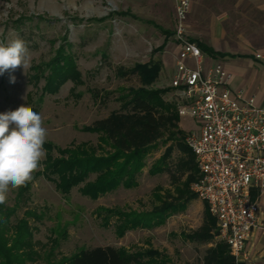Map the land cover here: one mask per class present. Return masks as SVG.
<instances>
[{
  "label": "rangeland",
  "instance_id": "374dc122",
  "mask_svg": "<svg viewBox=\"0 0 264 264\" xmlns=\"http://www.w3.org/2000/svg\"><path fill=\"white\" fill-rule=\"evenodd\" d=\"M175 3L176 0H0V40L7 43L18 36L31 54L25 71L21 66L0 75V113L21 105L31 106L43 118L48 131L46 142L58 148L86 142L96 148V154L105 153L107 146L100 144V134L85 128L120 109L121 97L129 89L156 90L170 85L178 51L174 38ZM187 23L186 17L190 36ZM60 53L71 60V72H75L72 78L48 87L51 62ZM153 61H159L161 69L148 84L141 83L135 74H119L118 69L130 70ZM160 97L171 111L177 112L178 97L173 90ZM177 117L181 130L178 139L165 144L164 137L157 139L156 147L146 154L144 165L135 174L133 187L119 186L91 197L80 192L84 184L81 182L62 191L54 181L38 173L43 168L42 160L40 170L34 173L19 200L18 189L10 188L5 203H19L10 221L25 218L30 231L31 244L23 249L31 254L24 264H66L80 248L97 245L147 250L166 256L174 264H202L207 247L216 244L217 223L210 228L208 242L193 238L205 224L207 213L204 201L193 189L199 170L196 165V178L185 184L189 171L180 172L177 164L180 158L187 157L179 149V142L189 151L185 137L197 130V122L189 116ZM51 153L58 152L53 148ZM162 157L164 167L155 170ZM94 177L92 173L87 180ZM165 205L170 208L161 224L121 233L119 215L106 211H149Z\"/></svg>",
  "mask_w": 264,
  "mask_h": 264
},
{
  "label": "trees",
  "instance_id": "16d2710c",
  "mask_svg": "<svg viewBox=\"0 0 264 264\" xmlns=\"http://www.w3.org/2000/svg\"><path fill=\"white\" fill-rule=\"evenodd\" d=\"M201 50L216 56L220 55L209 49L202 43H197ZM74 65L63 54L54 57L50 65V72L46 78L48 87L50 83L59 84L74 74ZM161 63L159 61L147 62L137 65L134 69H118L120 75L135 74L144 84L150 83L159 73ZM46 87V89H48ZM168 86L163 89L146 90L143 88L129 89L128 93L121 97L120 109L112 111L107 116L98 118L92 125L85 129L96 131L100 134V144L107 146L103 154H96L95 147L86 142H80L73 147L58 148L50 142H45L46 157L43 159V168L38 173L54 181L56 187L62 191L69 189L81 182L79 188L84 195L91 197L99 193L107 192L123 187L136 185L135 174L144 165V158L149 151L156 147L157 139L164 137L163 143L168 140L176 142L181 130L178 128V110L171 111L169 105H165L160 94L172 90ZM51 90V89H48ZM177 107V104L176 106ZM177 109V108H176ZM100 147V146H99ZM179 149L187 154V157L179 159L177 170L184 173L189 171L185 184L197 176L196 162L193 153L179 142ZM55 148L57 154L53 155L51 149ZM100 150H104L103 147ZM166 153V152H165ZM165 157L157 161L155 170L164 167ZM162 165V167H161ZM194 169L196 171H194ZM92 173L95 177L87 180ZM175 178V177H174ZM28 186L18 189L16 194L19 200ZM191 198V197H189ZM18 201L12 206L6 203L0 204V264H24L30 258L31 252H25L23 248L30 246V231L27 229V220L17 218L11 222L10 218L15 213ZM206 207V221L201 226L200 232L193 238L201 242H208L211 233L210 228L216 223L215 218ZM167 205L149 211L124 212L110 208L109 215H119V232L136 227H149L161 224L167 216ZM26 214H30L26 211ZM119 221V219H117ZM27 236L24 238V236ZM157 254V255H156ZM154 255L156 257H154ZM235 257L230 253L229 247L224 242H216L207 247L202 264H237ZM66 264H174L166 256L143 250H124L112 245H97L83 247L72 254ZM185 264H191L189 262Z\"/></svg>",
  "mask_w": 264,
  "mask_h": 264
},
{
  "label": "built area",
  "instance_id": "2783aa9c",
  "mask_svg": "<svg viewBox=\"0 0 264 264\" xmlns=\"http://www.w3.org/2000/svg\"><path fill=\"white\" fill-rule=\"evenodd\" d=\"M189 0H176L170 87L179 116L197 122L185 137L199 170L193 189L217 223L214 239L228 245L237 262L247 258L254 229L264 233V207L254 195L264 191V108L253 97L231 96L232 73L221 62L207 64L199 45L188 38ZM259 56V55H257Z\"/></svg>",
  "mask_w": 264,
  "mask_h": 264
},
{
  "label": "crops",
  "instance_id": "0c3cea01",
  "mask_svg": "<svg viewBox=\"0 0 264 264\" xmlns=\"http://www.w3.org/2000/svg\"><path fill=\"white\" fill-rule=\"evenodd\" d=\"M189 1L188 38L220 54L202 50L207 64L221 62L232 73V97L240 90L242 98L253 97L255 105L264 108V0ZM254 199L264 207V191L255 193ZM246 250L247 258L241 262L264 264L262 231L251 232Z\"/></svg>",
  "mask_w": 264,
  "mask_h": 264
},
{
  "label": "clouds",
  "instance_id": "9594fccd",
  "mask_svg": "<svg viewBox=\"0 0 264 264\" xmlns=\"http://www.w3.org/2000/svg\"><path fill=\"white\" fill-rule=\"evenodd\" d=\"M31 54L20 38L5 43L0 40V75L30 66ZM15 82V77H12ZM48 131L42 116L31 106L0 113V204L7 200L11 189L27 186L46 157L44 148Z\"/></svg>",
  "mask_w": 264,
  "mask_h": 264
}]
</instances>
